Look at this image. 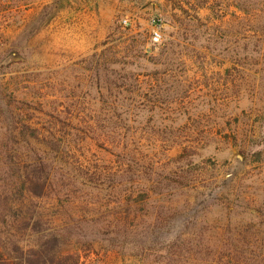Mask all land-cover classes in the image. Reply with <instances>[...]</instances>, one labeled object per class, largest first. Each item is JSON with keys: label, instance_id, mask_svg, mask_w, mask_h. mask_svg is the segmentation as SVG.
<instances>
[{"label": "rangeland", "instance_id": "1", "mask_svg": "<svg viewBox=\"0 0 264 264\" xmlns=\"http://www.w3.org/2000/svg\"><path fill=\"white\" fill-rule=\"evenodd\" d=\"M51 237L264 264V0H0V260Z\"/></svg>", "mask_w": 264, "mask_h": 264}, {"label": "trees", "instance_id": "2", "mask_svg": "<svg viewBox=\"0 0 264 264\" xmlns=\"http://www.w3.org/2000/svg\"><path fill=\"white\" fill-rule=\"evenodd\" d=\"M57 240L58 239L56 237H51L47 243H44V247L41 249L42 252H36L38 253L36 258L40 261V263H23V261L19 263H3L2 260H0V264H83L79 263V256L76 254H61L55 247ZM226 250L234 256H236L238 253L237 251H239L233 245L226 248ZM217 251L218 249H216L215 252Z\"/></svg>", "mask_w": 264, "mask_h": 264}, {"label": "built area", "instance_id": "3", "mask_svg": "<svg viewBox=\"0 0 264 264\" xmlns=\"http://www.w3.org/2000/svg\"><path fill=\"white\" fill-rule=\"evenodd\" d=\"M123 22H124L125 24H127V20H124ZM160 37H161V33H160L158 30L154 31L153 36H152V39H153L155 42H158V41L160 40Z\"/></svg>", "mask_w": 264, "mask_h": 264}]
</instances>
